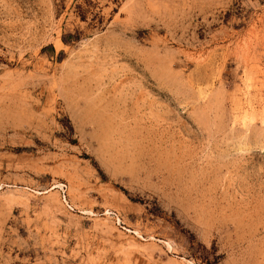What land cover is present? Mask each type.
<instances>
[{"label": "rangeland", "instance_id": "rangeland-1", "mask_svg": "<svg viewBox=\"0 0 264 264\" xmlns=\"http://www.w3.org/2000/svg\"><path fill=\"white\" fill-rule=\"evenodd\" d=\"M189 238L264 264V0H0V264Z\"/></svg>", "mask_w": 264, "mask_h": 264}, {"label": "trees", "instance_id": "trees-1", "mask_svg": "<svg viewBox=\"0 0 264 264\" xmlns=\"http://www.w3.org/2000/svg\"><path fill=\"white\" fill-rule=\"evenodd\" d=\"M129 196V195H128ZM130 197V196H129ZM131 200L141 203L148 212H153V202L144 201L139 198H132ZM190 239V238H189ZM189 250L195 257L203 260L206 264H215V256L212 248H206L203 245L194 243L191 239L188 242Z\"/></svg>", "mask_w": 264, "mask_h": 264}]
</instances>
